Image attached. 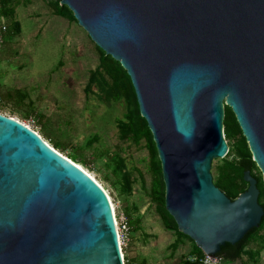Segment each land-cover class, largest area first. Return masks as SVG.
<instances>
[{
	"label": "water",
	"instance_id": "1",
	"mask_svg": "<svg viewBox=\"0 0 264 264\" xmlns=\"http://www.w3.org/2000/svg\"><path fill=\"white\" fill-rule=\"evenodd\" d=\"M130 77L152 133L164 205L218 255L258 227L256 179L231 200L212 162L234 113L264 180V0H60ZM104 190L22 123L0 113V264H125Z\"/></svg>",
	"mask_w": 264,
	"mask_h": 264
},
{
	"label": "rangeland",
	"instance_id": "2",
	"mask_svg": "<svg viewBox=\"0 0 264 264\" xmlns=\"http://www.w3.org/2000/svg\"><path fill=\"white\" fill-rule=\"evenodd\" d=\"M54 1L15 0L13 18L0 15L8 25L0 50V113L29 126L53 148L59 143L57 151L75 155V163L101 184L115 211L124 262L127 257L130 264H182L196 244L183 238L176 248L170 246L177 235L153 200L161 181L145 141L123 139L117 127L129 103L126 98L107 102L96 87L86 91L100 48L75 18L54 13ZM226 141L232 147V139ZM220 163L212 162L213 176ZM124 171L130 191L123 187ZM222 264H264V250L257 263L243 256Z\"/></svg>",
	"mask_w": 264,
	"mask_h": 264
},
{
	"label": "trees",
	"instance_id": "3",
	"mask_svg": "<svg viewBox=\"0 0 264 264\" xmlns=\"http://www.w3.org/2000/svg\"><path fill=\"white\" fill-rule=\"evenodd\" d=\"M16 6L15 0H0V15L3 17L13 18ZM53 6L54 13L56 15H68L69 17L74 18L72 11H70L67 6L60 5V0H55ZM13 29L17 33L20 32V24L18 21L14 22ZM7 31L8 25L4 35L7 33ZM99 61L100 62L98 66L90 71L86 91H91L93 87H96L99 92V97L107 102H116L122 98H126L128 101L129 109L122 119L117 120V127L120 136L123 139H132L136 143H140L143 140L145 141V146L149 151L152 166L156 174L160 176L161 181V183L157 182V186L153 192V200L156 202L158 211L166 226L168 227L169 222H172V225L175 228L177 238L170 246L172 248H176L182 243L183 238L189 237L177 229V225L173 217L165 209V187L162 180L161 164L158 158L155 143L153 141L152 133L147 125L146 120L140 115L136 95L130 77L121 67L119 62L115 61L110 55H106L101 49ZM224 112V135L228 141L232 139V147L229 143L228 145L230 148L226 156L230 155L232 148L234 150V154L232 159H227L226 156L220 159L221 163L215 168V173L213 176L214 183L231 200H233L240 193L247 189L248 183L244 180V172L249 171L257 181V188L259 190L258 201L264 209L263 177L261 173H255V170H258V168L256 163L253 161L248 143L246 142L234 113L227 105L224 106ZM50 146L53 147L52 145ZM59 147V143L54 144L55 150H57ZM68 158L79 163V161H76L75 155L68 156ZM118 169L122 171L123 164L120 165ZM122 178L123 187L125 190L130 191L131 188L128 172L124 171ZM262 230H264V215L258 227L248 231L247 234L237 243H226L221 247L218 256L222 257L224 261L229 262H235L240 260L243 256H247L249 260L257 263L260 253L264 250V233H262ZM252 244H256V246H251ZM192 252L193 255L198 257L203 254L197 245L192 250ZM125 263L130 264L127 257H125ZM182 264L197 263L191 262L188 257L182 262Z\"/></svg>",
	"mask_w": 264,
	"mask_h": 264
},
{
	"label": "built area",
	"instance_id": "4",
	"mask_svg": "<svg viewBox=\"0 0 264 264\" xmlns=\"http://www.w3.org/2000/svg\"><path fill=\"white\" fill-rule=\"evenodd\" d=\"M6 30H7V25L5 21L0 18V50L3 42L4 33ZM189 260L197 264H222L224 261L222 257L218 255H208L207 253H203L199 257L192 254L189 256Z\"/></svg>",
	"mask_w": 264,
	"mask_h": 264
},
{
	"label": "bare ground",
	"instance_id": "5",
	"mask_svg": "<svg viewBox=\"0 0 264 264\" xmlns=\"http://www.w3.org/2000/svg\"><path fill=\"white\" fill-rule=\"evenodd\" d=\"M19 122V121H18ZM21 123V122H20ZM23 125H25L24 123H23ZM26 126V125H25ZM26 127H28L29 128V126H26ZM29 129H31V128H29ZM35 133H37V132H35ZM38 134V133H37ZM39 135V134H38ZM40 136V135H39ZM47 143V142H46ZM47 145H49L48 143H47ZM50 146V145H49ZM51 147V146H50ZM51 148H53V147H51ZM54 150H55V148H53ZM55 151H57V150H55ZM58 152V151H57ZM58 153H60V152H58ZM61 154V153H60ZM62 156H64L63 154H61ZM64 157H66L67 158V156H64ZM67 159H69V158H67ZM71 160V159H70ZM72 161V160H71ZM75 163V162H74ZM76 164V163H75ZM78 167H80V165L79 164H76ZM81 169H83L91 178H93V176L89 173V172H87L84 168H82V167H80ZM94 179V178H93ZM95 180V179H94ZM100 186H101V184H99ZM102 188V187H101ZM103 189V188H102ZM104 190V189H103ZM104 192H105V190H104ZM106 193V192H105ZM106 195H107V197L109 198V196H108V194L106 193ZM109 201H110V199H109ZM110 204H111V201H110ZM111 207H112V211H113V214H114V218H115V211H114V209H113V206H112V204H111ZM115 223H116V218H115ZM116 227H117V223H116ZM117 234H118V239H119V232H118V229H117ZM119 245H120V247H121V244H120V239H119ZM121 253H122V251H121ZM122 256H123V254H122Z\"/></svg>",
	"mask_w": 264,
	"mask_h": 264
},
{
	"label": "crops",
	"instance_id": "6",
	"mask_svg": "<svg viewBox=\"0 0 264 264\" xmlns=\"http://www.w3.org/2000/svg\"><path fill=\"white\" fill-rule=\"evenodd\" d=\"M191 250H193V249H191Z\"/></svg>",
	"mask_w": 264,
	"mask_h": 264
}]
</instances>
